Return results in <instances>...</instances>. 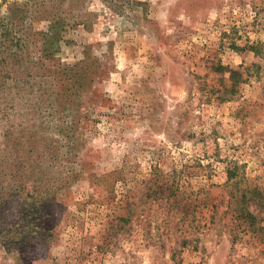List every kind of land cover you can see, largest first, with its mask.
Here are the masks:
<instances>
[{"label":"rangeland","instance_id":"1","mask_svg":"<svg viewBox=\"0 0 264 264\" xmlns=\"http://www.w3.org/2000/svg\"><path fill=\"white\" fill-rule=\"evenodd\" d=\"M0 264H264V0H0Z\"/></svg>","mask_w":264,"mask_h":264},{"label":"trees","instance_id":"2","mask_svg":"<svg viewBox=\"0 0 264 264\" xmlns=\"http://www.w3.org/2000/svg\"><path fill=\"white\" fill-rule=\"evenodd\" d=\"M229 76H233L235 73L234 72H228Z\"/></svg>","mask_w":264,"mask_h":264}]
</instances>
